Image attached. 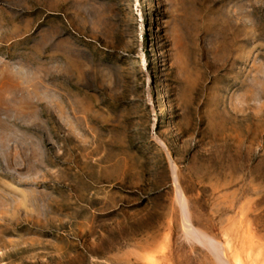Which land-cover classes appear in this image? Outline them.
Masks as SVG:
<instances>
[{
  "label": "rangeland",
  "instance_id": "obj_1",
  "mask_svg": "<svg viewBox=\"0 0 264 264\" xmlns=\"http://www.w3.org/2000/svg\"><path fill=\"white\" fill-rule=\"evenodd\" d=\"M172 162L264 264V0H0V264H217Z\"/></svg>",
  "mask_w": 264,
  "mask_h": 264
},
{
  "label": "bare ground",
  "instance_id": "obj_2",
  "mask_svg": "<svg viewBox=\"0 0 264 264\" xmlns=\"http://www.w3.org/2000/svg\"><path fill=\"white\" fill-rule=\"evenodd\" d=\"M159 50V48H157ZM159 57L161 53L157 54ZM172 172L173 178L177 188V200L179 202L180 212H181V223L183 233L189 240H193L194 242L200 244L201 246L205 247L207 251H209L213 257L215 258L217 264H231L230 256L225 252V245L221 244L212 236L208 235L203 230L197 228L192 219V213L188 206V200L186 195L180 185L179 178H178V169L177 166L172 162ZM240 262V261H239ZM238 264V263H237Z\"/></svg>",
  "mask_w": 264,
  "mask_h": 264
}]
</instances>
